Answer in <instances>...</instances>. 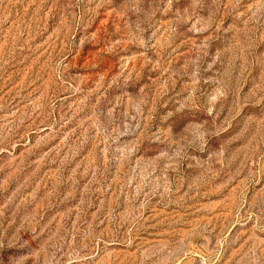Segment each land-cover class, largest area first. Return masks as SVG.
Wrapping results in <instances>:
<instances>
[{"label":"rangeland","instance_id":"1","mask_svg":"<svg viewBox=\"0 0 264 264\" xmlns=\"http://www.w3.org/2000/svg\"><path fill=\"white\" fill-rule=\"evenodd\" d=\"M0 264H264V0H0Z\"/></svg>","mask_w":264,"mask_h":264}]
</instances>
